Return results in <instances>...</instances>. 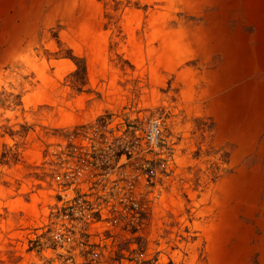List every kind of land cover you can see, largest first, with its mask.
<instances>
[{"label":"rangeland","instance_id":"rangeland-1","mask_svg":"<svg viewBox=\"0 0 264 264\" xmlns=\"http://www.w3.org/2000/svg\"><path fill=\"white\" fill-rule=\"evenodd\" d=\"M0 264H264V0H0Z\"/></svg>","mask_w":264,"mask_h":264}]
</instances>
